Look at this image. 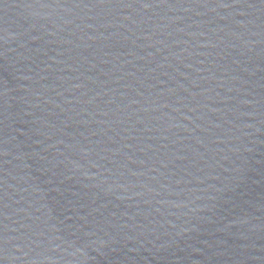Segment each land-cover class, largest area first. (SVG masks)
I'll use <instances>...</instances> for the list:
<instances>
[{
	"label": "water",
	"instance_id": "1",
	"mask_svg": "<svg viewBox=\"0 0 264 264\" xmlns=\"http://www.w3.org/2000/svg\"><path fill=\"white\" fill-rule=\"evenodd\" d=\"M0 264H264V0H0Z\"/></svg>",
	"mask_w": 264,
	"mask_h": 264
}]
</instances>
